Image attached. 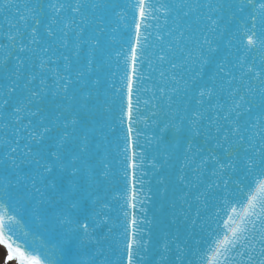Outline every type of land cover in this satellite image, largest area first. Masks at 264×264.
<instances>
[{
	"label": "snow or ice",
	"instance_id": "1",
	"mask_svg": "<svg viewBox=\"0 0 264 264\" xmlns=\"http://www.w3.org/2000/svg\"><path fill=\"white\" fill-rule=\"evenodd\" d=\"M157 3L158 0H124L123 3L122 0H0V80L7 82V86L0 84V98L7 96L0 102V124L7 128L5 121L16 122L19 125L16 140L26 141L23 148L9 138L0 141V243L7 248V260L16 259L19 264H95L94 259L83 260L86 254L83 249L93 243L98 229L107 228L105 239L112 238L110 247L113 255H118L116 264H163L169 246L164 235L155 244L152 242L153 221L148 219L145 208L151 196L145 195V177L151 170L160 177L158 183L166 188L170 174L165 173L173 166V161L183 156L189 166L194 163L189 153L200 159L194 171L211 166L212 175H216L217 167L224 172L236 170L238 160L234 150L242 147L240 158L247 165L245 176L258 178L257 191L264 193V0H241L239 5L232 0H207V3L183 0L182 4L165 2L159 7ZM120 7L125 9L121 18L127 19L130 14L131 19L125 24L128 47L122 53L124 75L121 88L117 90L119 126L123 130V136L117 137V141L123 143L117 142L113 149L104 127L114 129L106 121L101 124L89 106L93 89L100 84L99 79L90 78L96 70L95 60L85 57L86 62L81 65L80 52L81 44H87L93 53L100 44L94 33L87 38L82 35L85 26L102 21L103 13L115 12ZM160 8L165 9V17L177 12L176 22L166 34L181 27L179 21L183 16L191 13L195 19L185 24L177 35H170L168 42L163 41L161 35L153 39L152 29L159 26ZM184 8L188 11L179 15ZM202 8H207L208 12L197 14ZM225 9L231 10L227 21L223 20ZM97 10H101L100 16L96 15ZM202 20L206 23L202 24ZM222 21L226 24L224 33L220 32ZM233 22L235 30L229 31ZM193 24L200 25L199 31L206 29L205 35L202 42L185 48L181 38L186 43L192 42ZM41 30L51 42L41 39ZM99 30L103 33L104 28ZM185 32L189 35L185 36ZM226 32L230 37L228 44L239 45L237 51L241 54L235 55L231 63L227 58L224 63L217 62L218 71L209 77L215 87H200L197 96L192 97L189 93L193 82L202 76L205 65L214 62L213 56L218 51L213 47L215 40L209 39V35L223 37ZM254 53L259 55V64ZM179 54H183V61L173 62ZM14 55L12 64L10 58ZM61 57L62 67L57 63ZM153 58L159 66L170 67H160V80L152 93L156 103L144 101L145 108L150 110L145 115L140 108L139 94L148 91L141 88V84L151 79L150 75L145 77L144 67L156 71ZM197 63L200 70L191 80H184L174 72L183 69L185 64L191 71ZM233 70L239 73V78ZM25 77L26 82L21 87L20 81ZM218 80L223 82L217 83ZM253 80L258 81L257 87H253ZM34 81L38 83L33 84ZM233 81L238 87L229 90ZM14 89H19L15 99L11 96ZM182 92L188 100L195 99L196 108L190 114L188 103L181 105L173 99ZM250 104L257 109L255 119L251 117L255 122L251 124L240 120L242 112L250 111ZM111 110V106L105 109ZM209 112L212 115L202 133L201 121L208 120ZM140 123L149 127L155 125L151 137L144 135ZM221 129H224L223 134L217 135ZM209 131L213 134L209 135ZM52 133L55 134L49 135ZM0 135L8 137L7 133ZM201 135L206 143L215 142V149L209 151L207 159L201 148L193 153L192 141ZM217 149H223L222 157L216 154ZM113 150L122 159L113 156ZM25 164L32 167L24 171L21 165ZM116 164L119 167L114 168ZM180 179L183 181L185 177ZM13 181L16 185L30 181L41 196L40 205L45 200L37 183L50 189L48 207H32L30 211L32 218L40 222L38 226L47 224L55 233L56 253L49 255L37 248L29 251L11 242L6 230L11 231L10 226L20 215L17 205L24 199L15 191ZM245 200L251 212L245 211L242 226L234 227L231 217L223 221V228L218 231L227 230L232 238L225 235L221 243L237 251L255 240L261 247L259 251L252 249L254 256L247 250L244 252L250 255L247 264H264V196L251 193ZM232 211L235 212V208ZM113 212L115 217L111 215ZM245 232L248 236L240 244L238 237ZM114 233H119L118 240ZM99 242L97 239L96 243Z\"/></svg>",
	"mask_w": 264,
	"mask_h": 264
},
{
	"label": "water",
	"instance_id": "2",
	"mask_svg": "<svg viewBox=\"0 0 264 264\" xmlns=\"http://www.w3.org/2000/svg\"><path fill=\"white\" fill-rule=\"evenodd\" d=\"M123 2L124 0H122V3ZM165 2L170 4H182L183 0H158L157 7H159L160 3ZM200 2L207 3V0H200ZM213 2H215V0H213ZM232 2L239 5L241 0H232ZM130 6L129 4V7ZM187 11V8H184L179 15L183 16V12ZM207 12V8H202L197 14ZM123 13H125V9L120 7L115 9V12L108 11L103 13L102 21L98 20L96 24L86 25L82 35L87 38L94 33L99 39L100 44L95 53L91 51L87 44H81L80 52L81 65L86 62L85 57L94 58L95 60L94 67L96 70L91 73L90 78L93 81L99 79L100 84L98 88L93 89L89 106L94 110L96 118L101 121V124L106 121L111 125V128L114 129V131H110L108 127H104L105 133H107L108 138L113 142V149L117 142L123 143L122 140L117 141V137L123 136V130L119 126L118 119L120 97L117 94V90L121 88V80L124 75L122 53L126 51L128 47L125 43L127 38L125 24L127 20L131 19L130 14L127 15V19H122L121 15ZM230 14L231 10H223V20L227 21ZM96 15L100 16L101 10H97ZM157 15L160 18L159 26L152 29L153 39L161 35L162 40L165 42L170 40V35H177L179 31L183 30L185 24L193 23L195 19V16L191 13H189L188 16H183L179 21L181 27L170 34H166L173 28L176 22L174 17L177 15V12L173 11L172 16L165 17V9L160 8ZM213 18H216V14H213ZM166 19L168 20L167 24ZM152 23H155V21H152ZM201 23H206V21L202 20ZM96 25H99V27ZM101 27L104 28L103 33L99 30ZM225 27L226 24L222 21L220 27L221 33L225 32ZM199 29L200 25L193 24V40L191 43H186L183 37L181 38V43L185 48L194 47L197 41L202 42L206 29L205 31H199ZM234 30L235 22L229 25V31ZM40 35L42 40H49L46 33L42 30ZM187 35H189V33L185 32V36ZM208 38L215 40L213 47L217 48L218 51L213 56L214 62L210 65H205L202 76L193 82L189 95L194 98L197 96L200 87H215L209 77L218 71V69H216L217 62L224 63L225 58H227L231 63V59L235 55L238 56L241 54L237 51L239 45H236L235 42L234 45L228 44V39H230V37H228L227 32L223 37L218 34L214 38L209 35ZM49 42L51 41L49 40ZM94 43L95 41H93V44ZM118 53H121V55H117ZM159 54L158 49L157 55ZM205 54L207 53L205 52ZM253 56L256 57V63L259 64L261 62L259 55L254 53ZM241 58H243V56ZM73 59H75V57H73ZM183 59V54H179L174 58L173 62L179 63L182 62ZM10 63H15V55L10 58ZM57 63L62 67V57ZM153 65L156 67L155 72L147 66L143 69L145 77L151 76V79H145L141 84V88H147L148 91H141L139 94L141 100L140 108L144 110L145 115H147L150 110L145 108L144 101H150L152 104L156 103L155 100H152V93L156 91L157 83L160 80V67L165 69L170 67V65L159 66L158 61L154 58ZM50 66H52L51 62ZM76 66L78 65L74 64V67ZM229 67L231 66L229 65ZM199 70V64L197 63L191 71H189V66L185 64L183 69L174 70V72L176 75L182 76L184 80H191V76ZM233 74L237 75L239 78V73L235 70H233ZM220 75L223 76V73H220ZM224 79L227 80V77H224ZM24 82H26V77L20 81L21 87ZM48 82L49 84L52 83L51 77L48 78ZM221 82L223 81H217V83ZM36 83H38V81L33 82V84ZM251 83L253 87L258 86V81L256 80H253ZM0 84L7 86L6 81L0 80ZM231 87H238V85L233 81L229 90H231ZM240 91L242 92L243 89L241 88ZM239 94L238 92L237 99L239 98ZM18 95L19 89H14L11 93L13 99ZM2 99H7V96L0 98V102H2ZM173 99L178 100L181 105L188 103L189 114L196 108L195 99L188 100V97L185 96L183 92L179 97L174 96ZM105 101H107V103H105ZM212 102H214V100ZM109 106H111L112 110L105 111ZM5 107L7 109V106ZM248 107L250 111L242 112L240 120H247L249 124H251L255 122L253 120L255 117L253 116L256 114L257 109L251 104ZM211 115V112H209L208 120L201 121L203 126L201 128L202 133L204 127H208ZM251 117H253V119H251ZM141 120H143V117H141ZM4 123H8V127L5 128L4 125L0 124V134L7 133L8 137L0 135V141L9 138L14 144L18 143L20 148H23L26 141L16 140V130L19 125L11 120L5 121ZM24 123L27 124L28 120H24ZM33 123H36L35 118H33ZM149 124H151V121H149ZM139 127L144 132V135L148 137L153 135L155 125L149 127L144 123H140ZM225 128H228L227 124H225ZM223 131L224 129H221V133L217 135H222ZM54 134L55 133L49 135ZM211 134H213L212 131H209V135ZM246 136L247 134L245 135V139ZM19 138L20 137L17 136V139ZM141 143H144L143 138L141 139ZM192 143L193 153L196 148H201L205 159H207L209 151L215 149V142L206 143L203 135L194 138ZM258 147L259 141H257V148ZM234 151L237 153L236 158L238 160L235 166L236 170L228 169L227 172H224L217 167L216 175H212L213 168L211 166H204L201 171H194L197 165L200 164V159L198 156H193L192 153H189L194 163L189 166L184 161L183 156L180 157L179 161H173V166L165 173V175L170 174V180L166 181V188L164 185L158 183L160 177L151 170L148 176L145 177V195L151 196V200L147 201L145 208L147 210L148 219L153 221L150 226L152 242L155 244L158 238L164 235L166 243L169 246L167 252L164 254L163 264H247L250 255H255L252 249L255 248L256 251H259L261 245L255 240H253L251 245L247 248L240 247L237 251H232L230 246H225L221 243L225 235L232 238L231 233L227 230L218 231L219 228H223V221L231 217L235 222L233 224L234 227L242 226V218L245 216V211L251 212L245 197L251 193L264 196V193H259L257 191L256 185L259 182L258 178L251 175L245 176L247 165L245 160L240 158L243 154V148L241 147ZM250 151L252 150L250 149ZM216 154L222 157L223 149H217ZM112 155L116 156L114 150ZM116 158L118 160L122 159V157L119 156H116ZM17 163H19V161H17ZM30 167L32 166L27 164L21 165V169L24 171H27ZM115 167H119V165L116 164L114 165V168ZM181 176L185 177L183 181L180 179ZM49 179L51 180V177H49ZM13 184L15 185V191L19 192L24 199L17 205L20 215L16 217V221L10 226L11 231L6 230L7 234L11 237V242L14 243V246L18 245L21 249L27 247L29 251L33 248H37L39 251L46 252L49 255L56 253L55 245L57 241L55 233L47 224L38 226L40 222L32 218L30 211L32 207H48L47 199L51 195L50 189H46L43 184L37 183L36 187H39L41 192L44 193L45 200V203L40 205L41 196L34 191L30 181H24L19 185H16V182L13 181ZM249 185H251V188ZM149 188L151 189L150 192L148 191ZM114 194L118 195V193ZM112 203L113 206H115L116 202L113 201ZM233 208H235V212L232 211ZM111 215L115 217V212L111 213ZM253 220H255V217H253ZM251 227V224H249V228ZM106 236H108L107 228H100L97 230L96 235L93 237V243L87 245L83 249L84 253H86L83 255L84 261L91 262L94 259L95 264H116L118 255H113L112 248L110 247L112 238L109 237V239H105ZM113 236H115L117 240L119 239V233H114ZM245 236H248V233L245 232L238 237V242L240 244H243ZM97 239H99V243H96ZM122 246L121 244V247ZM159 247L163 248V244H160ZM246 250L250 255H244ZM155 259L159 261L160 257L155 256ZM16 262L19 264L18 260H16Z\"/></svg>",
	"mask_w": 264,
	"mask_h": 264
},
{
	"label": "clouds",
	"instance_id": "3",
	"mask_svg": "<svg viewBox=\"0 0 264 264\" xmlns=\"http://www.w3.org/2000/svg\"><path fill=\"white\" fill-rule=\"evenodd\" d=\"M6 255H7V253L4 252V250L2 248H0V260H2V264H5Z\"/></svg>",
	"mask_w": 264,
	"mask_h": 264
},
{
	"label": "rangeland",
	"instance_id": "4",
	"mask_svg": "<svg viewBox=\"0 0 264 264\" xmlns=\"http://www.w3.org/2000/svg\"><path fill=\"white\" fill-rule=\"evenodd\" d=\"M0 248L3 249V247H1V246H0ZM3 250H4V249H3ZM4 252H5V251H4ZM6 257H7V255H6ZM6 257H5V264H13L11 261L7 260ZM0 264H2V260H0Z\"/></svg>",
	"mask_w": 264,
	"mask_h": 264
},
{
	"label": "bare ground",
	"instance_id": "5",
	"mask_svg": "<svg viewBox=\"0 0 264 264\" xmlns=\"http://www.w3.org/2000/svg\"><path fill=\"white\" fill-rule=\"evenodd\" d=\"M4 251L7 253V250L6 249Z\"/></svg>",
	"mask_w": 264,
	"mask_h": 264
}]
</instances>
